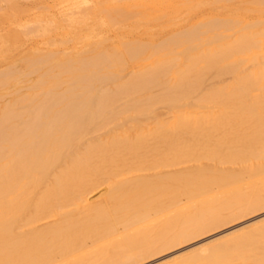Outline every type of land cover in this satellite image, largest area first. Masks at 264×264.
<instances>
[{
	"label": "bare ground",
	"instance_id": "bare-ground-1",
	"mask_svg": "<svg viewBox=\"0 0 264 264\" xmlns=\"http://www.w3.org/2000/svg\"><path fill=\"white\" fill-rule=\"evenodd\" d=\"M51 1L0 22V264H134L264 207V0L166 31L134 19L170 0ZM253 219L150 264H264Z\"/></svg>",
	"mask_w": 264,
	"mask_h": 264
},
{
	"label": "rangeland",
	"instance_id": "rangeland-1",
	"mask_svg": "<svg viewBox=\"0 0 264 264\" xmlns=\"http://www.w3.org/2000/svg\"><path fill=\"white\" fill-rule=\"evenodd\" d=\"M147 1H151V0H147ZM177 1L178 0H170V2L168 4H165V5H163V7H161L163 10L161 8H159L158 5H155L156 9H158V10L161 9L162 11H164L166 13L162 18H157L158 20L157 19H153L154 21L150 20V21H147V22L146 21L145 22L144 21H138L139 19H134L135 20L134 23L135 24L139 23L138 25H140V27H143L144 25L146 26L148 24L147 26L150 25V27H152L153 31H155L157 29L155 24H157V25L159 24L161 26V29L164 28L163 30H165V31L168 30L170 25H171V23L181 21V20H183L182 18L186 17V16H182V15H184L185 11L182 12V15L181 14L178 15V16H181L180 17L181 19L179 17H177L176 14L171 12L173 6L178 4ZM235 1H236V4L240 3L239 2L240 0H235ZM13 3H14L13 6H15V7L24 8V9L26 8L27 10L32 11L33 14L37 17L36 19L42 24H44L45 22H50V21H58V17H59L58 16V11H57L56 6L53 4V2L51 0H12L11 3H9V1H6V0H0V22L4 21V17H2L3 14L7 13V14L11 15V13L13 12V10L11 8V5ZM246 5H249V4H246ZM2 8H4L3 10H5L7 12L2 11ZM26 13H27V11H25V14ZM165 17H166L167 20L165 19ZM174 19H176V20L174 21ZM187 20H193V18L190 17ZM152 24H154V25L152 26ZM158 29H159V26H158ZM38 39L40 40V36H38V37L37 36H32V38L30 40H28L29 42H27V43L28 44L29 43H33L35 40L38 41ZM36 43H39V42H36ZM18 53H19V51H18ZM148 62H149V60H146L144 63H148ZM19 63H20L19 61L16 62V65H18ZM156 91L159 92V89L155 88L153 90L154 93H158ZM163 107H164V104H160V103L154 105V108H156V109H158V108L160 109V108H163ZM204 160H202V161L203 162H205V161L207 162V160H205V161ZM191 163L193 164V161ZM191 163L188 162L186 164L187 165H191ZM196 163H194V164H196ZM100 192H97L96 194H94V196L91 199H93V198L95 199V197H97L100 194ZM253 218H255L256 220L264 218V207L262 209H260V210H257L256 212H252L250 214H247L246 217L244 216V217H241V218H239V219H237L235 221L233 220L232 222H228L226 224H223V225L213 229L211 232L209 231V232H206V233L200 235V237L197 236V237H195L194 239H191L188 242L187 241L182 242V243L174 246L173 248H170L168 250L162 251V252H160L158 254L150 256V257H148L146 259H143V260H141V261H139L137 263H134V264H150L151 262H154V261H155L154 263H156L157 260L160 261L162 258H164V256L169 255L171 253H174L175 251H177L176 254H179L181 252H184L185 250L191 249L193 246H190V245L193 244V243H196V242L200 241L198 244H201V243H204L206 241H210L212 239H215V237L217 238L220 235H223L224 232H222V231L226 230L225 232H229L230 230L233 231L234 228L238 229L239 226L240 227L243 226L242 223H244L245 221H248L249 219H253ZM252 221H254V219ZM229 228H231V229L227 230ZM220 232H222L223 234L220 233ZM217 233H220V234H217ZM213 235H216V236H213ZM188 245H189V247H187ZM183 249H184V251H183Z\"/></svg>",
	"mask_w": 264,
	"mask_h": 264
}]
</instances>
